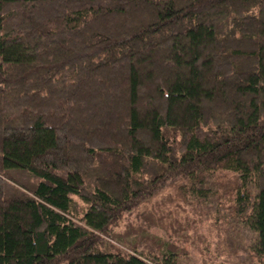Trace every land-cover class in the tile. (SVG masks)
<instances>
[{"label": "trees", "instance_id": "1", "mask_svg": "<svg viewBox=\"0 0 264 264\" xmlns=\"http://www.w3.org/2000/svg\"><path fill=\"white\" fill-rule=\"evenodd\" d=\"M188 242L264 258V0H0V264H194Z\"/></svg>", "mask_w": 264, "mask_h": 264}, {"label": "rangeland", "instance_id": "2", "mask_svg": "<svg viewBox=\"0 0 264 264\" xmlns=\"http://www.w3.org/2000/svg\"><path fill=\"white\" fill-rule=\"evenodd\" d=\"M172 194H173V186H171V185H167L166 188H165L162 192H160L158 195H156L155 197H153V198L151 199V201L146 202V203H144L143 205H141L139 208L135 209V210L132 212V214L130 213V215H127L126 218L130 216V219H131L132 221H135V220L137 219L136 215H137L138 213L144 212L146 209H150V208L152 207L153 204H155V205H159V204H160L161 202H163V201H166V202H167V206H168V204H169L170 208L173 207V206H172L173 204L170 203V202L167 200V199L169 198V196L172 195ZM178 202H179V204L181 205L180 208H182V210H184V209H185L186 211L191 210L190 207H189L187 204L185 205V203H183V202H180V201H178ZM150 233H151L152 235L159 236V237L165 239V240L168 241V242L171 241V240L168 238V235H167L166 231H165L164 229L160 228V227H155V228H153V229L150 231ZM185 245H186L185 247L188 249V252H189V254H190V256H191L192 262H193L194 264H204V257L202 256V254H201L199 251H197L196 248L191 247V245H189V242H188L187 244H185ZM214 245H217V243L214 244ZM214 247H215V246H214ZM212 249H213V248H212ZM213 250H214V249H213ZM254 259H255V260H253V263H254V264H264V258H261V259L259 260V258H256V257H255ZM207 264H213V263H207ZM230 264H231V263H230Z\"/></svg>", "mask_w": 264, "mask_h": 264}]
</instances>
